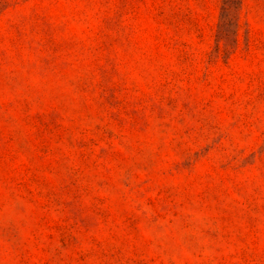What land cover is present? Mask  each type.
Wrapping results in <instances>:
<instances>
[{"label":"rangeland","instance_id":"374dc122","mask_svg":"<svg viewBox=\"0 0 264 264\" xmlns=\"http://www.w3.org/2000/svg\"><path fill=\"white\" fill-rule=\"evenodd\" d=\"M0 264H264V0H0Z\"/></svg>","mask_w":264,"mask_h":264},{"label":"trees","instance_id":"16d2710c","mask_svg":"<svg viewBox=\"0 0 264 264\" xmlns=\"http://www.w3.org/2000/svg\"><path fill=\"white\" fill-rule=\"evenodd\" d=\"M224 4L229 7L230 5L235 4V0H224Z\"/></svg>","mask_w":264,"mask_h":264}]
</instances>
